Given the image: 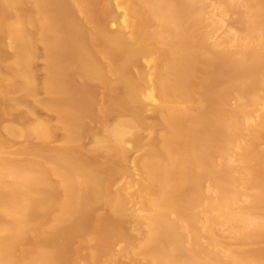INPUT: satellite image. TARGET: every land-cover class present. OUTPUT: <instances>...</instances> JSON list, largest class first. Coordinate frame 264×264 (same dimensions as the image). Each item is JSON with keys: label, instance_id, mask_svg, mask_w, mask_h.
<instances>
[{"label": "bare ground", "instance_id": "obj_1", "mask_svg": "<svg viewBox=\"0 0 264 264\" xmlns=\"http://www.w3.org/2000/svg\"><path fill=\"white\" fill-rule=\"evenodd\" d=\"M72 255L264 264V0H0V264Z\"/></svg>", "mask_w": 264, "mask_h": 264}, {"label": "rangeland", "instance_id": "obj_2", "mask_svg": "<svg viewBox=\"0 0 264 264\" xmlns=\"http://www.w3.org/2000/svg\"><path fill=\"white\" fill-rule=\"evenodd\" d=\"M81 15V16H80ZM79 15V17H81V18H83L84 16L82 15V14H80ZM83 16V17H82ZM84 19V18H83ZM235 19H236V16H232L231 18H230V21L232 22V21H235ZM230 23H228V25H229ZM87 26H89V27H92V24H87ZM236 26V28L238 27V23L235 25ZM37 46L39 47V53H40V55H42V53H43V46H42V44L41 43H38L37 44ZM7 51H8V53L9 54H11L12 53V49H10L9 47H7ZM45 60H44V57L43 56H41L37 61H36V63H35V72H36V77H37V80L39 81V82H41L42 80H43V77H44V75H45V72H46V69H45ZM142 63H144V62H142ZM145 64V63H144ZM100 93H104V91H103V88L101 87V89H100ZM47 97V94L45 93V92H39V94L36 96V97H34V96H29L28 97V99H29V101L30 102H33V103H36L35 102V100L36 99H43V98H46ZM99 103H100V108H102V106L105 104L104 103V101H99ZM148 116H150L149 118V121H156L155 120V116H153L154 114H152L151 112L150 113H148L147 114ZM36 116H38L39 118H42V119H44V118H48V119H50L51 120V122L53 123V124H55V125H59L57 122H56V119H55V114L54 113H52V112H50V111H48L45 107H42V106H38V109H37V114H36ZM36 116H32V118L33 117H36ZM121 117H129V115L127 114V113H125V114H120V113H118V112H115V113H112L109 117H108V119H107V122H110V123H112L113 121H115V120H117V119H119V118H121ZM8 119L9 120H11L12 122H13V124H15L16 126H19V127H21L23 124L15 117V116H13V115H11V116H9L8 117ZM86 122L88 123V125L90 126V127H93V128H97V127H100L101 126V124L99 123V122H95V121H93V120H91V119H89V118H87L86 119ZM141 133L143 134V135H148V131L147 130H141ZM63 134H64V131L63 130H61V129H58L57 131H56V133H55V137L57 138V140L56 141H54L53 143H52V145L53 146H63L65 143H63V142H61L60 141V139H61V137L63 136ZM92 136L90 135V134H84L83 135V138L81 139V142H83V143H85V145L86 146H88V147H91V146H93V144H94V141H91V139L93 138H91ZM14 142L15 143H17L18 144V146L17 147H24V146H26V144L28 143V141L26 140V139H24V138H17V139H15L14 140ZM32 142L33 143H37V141H35V140H32ZM92 142V143H91ZM128 147L130 148V150L131 151H133V152H131L130 151V154H129V156L131 157L132 156V154L133 153H136L135 152V148H134V146H133V144H129L128 145ZM137 154V153H136ZM135 155V154H134ZM19 157H23V156H19ZM117 179H119V181L121 182V176H120V174H118L117 175ZM121 185V183L120 184H118L117 186H115V188H117L118 186H120ZM114 188V189H115ZM106 211V206L104 205H99L98 206V208H97V213L98 214H101V213H104ZM127 226H129V224H127ZM87 236V235H86ZM89 236V235H88ZM87 236V237H88ZM84 239L85 238H83L82 240H80L76 245H77V247H79V246H81V245H84ZM111 244H112V248H113V250L115 251V252H119L124 246H125V242H123V241H120V240H118L116 237H112L111 238ZM88 251V249H86V251H85V253ZM128 257H122L121 258V262L123 263V264H130V259L128 260L127 259ZM141 259H142V257H140ZM102 261H103V264H111L112 263V261H111V258L109 257V256H106V257H103L102 258ZM126 261H128L129 263H127ZM84 262H83V260L80 258V257H77V256H73L72 255V257H70V259H69V262H68V264H83Z\"/></svg>", "mask_w": 264, "mask_h": 264}]
</instances>
